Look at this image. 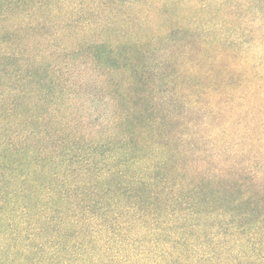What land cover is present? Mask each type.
<instances>
[{"label": "trees", "instance_id": "obj_1", "mask_svg": "<svg viewBox=\"0 0 264 264\" xmlns=\"http://www.w3.org/2000/svg\"><path fill=\"white\" fill-rule=\"evenodd\" d=\"M203 4L195 0L193 14L178 13L173 26L138 35V51L130 47L125 57L128 84L108 81L113 89L106 98L115 109L109 117L104 112L95 134L90 128L80 132L66 116L50 111L52 126L46 124L40 139L54 145L44 140L37 146L39 136L29 127L41 118L36 101L26 112L18 100L9 111L0 110V264H264V150L250 154V135L243 147L207 145L205 138L223 133L211 104L203 119L193 121L188 116L209 105L203 99L175 112L176 102H159L162 97L147 89L154 77L150 63L158 56L162 68L178 64L192 74L167 73L164 79H182L179 89L192 96L190 87L198 84L186 87L187 81L213 71L210 42L223 62L245 58L246 51L251 57L254 44L246 47L247 40H263L248 30L237 33L229 18L234 33L211 31L217 35L212 41ZM251 5L264 13V0ZM79 43L86 68L93 48L119 50L105 39ZM99 62L101 70L120 65L103 55ZM35 79L38 89L40 78ZM52 83L60 92L75 86L73 78L58 76ZM245 97L241 91L233 106L247 110ZM188 123L193 125L182 128ZM24 155L25 164L19 159ZM259 156L261 161L254 160Z\"/></svg>", "mask_w": 264, "mask_h": 264}, {"label": "rangeland", "instance_id": "obj_2", "mask_svg": "<svg viewBox=\"0 0 264 264\" xmlns=\"http://www.w3.org/2000/svg\"><path fill=\"white\" fill-rule=\"evenodd\" d=\"M138 1L141 2L139 6ZM201 1H206L202 13L206 16L203 20L206 22L205 28H209L210 33L214 30L234 33L226 23L230 18L237 24V33L248 30L253 32L255 38L263 36V40L256 41V44L254 40H247L246 47L254 44L251 57L246 51L245 58L223 62H219L220 54L214 49L215 44L210 42L207 56H215L213 71L193 76L189 83L187 81L186 87H190L192 82L198 84L190 87L192 96L179 89L182 79H176L173 83L164 80L167 73L185 72L187 78L192 74L178 64L162 68V59L158 56L150 63L154 77L147 89L156 98L162 97L159 102H176V106L173 105L175 112L179 111L178 108L188 110L185 102L203 99L209 105L198 113L192 112L188 118L193 121L203 119L210 111L211 104L212 111L219 113L215 122L223 130V133L216 131L213 138H205L204 142L217 148L225 142L240 143L243 147L249 142L243 139L244 136L250 135L254 138V148L250 152L253 155L258 150H264V13L260 15L254 10L251 5L253 0ZM192 2L195 0H0V110H8L14 100H18L24 101L21 108L26 112L27 104L36 101L35 111L41 118L29 127L36 130L39 136L35 141L37 146L44 145L45 139L41 140L40 136L46 124L47 127L52 126L47 122L50 111H55L58 116H66L80 132L90 128L95 134L104 123V112L109 117L111 110L115 109L112 101L106 98L113 89L108 81L120 82L121 88L128 84L131 66L126 64L125 57L130 47L138 51V35L142 38L157 26H173V18L178 13L193 14L196 6H192ZM20 4L23 5L20 7ZM214 22L221 23V26L214 25ZM209 36L212 41L217 38L214 33ZM99 39L111 42L112 47L119 46V52L111 53L110 47L97 46L93 48L94 59L92 62L89 60L86 68L85 57L77 53L78 45L82 44L79 42ZM135 41L137 44L131 46V42ZM10 51L14 52L13 56L8 55ZM102 55L110 63L116 60L120 65L101 70L98 64ZM156 60H160V63H156ZM192 60L197 61L195 58ZM134 62L138 63V54ZM226 63L231 66L230 70ZM56 76L61 81L73 78L74 88H65L60 92L61 87H54L52 83ZM104 77L107 82L103 81ZM35 78H40L38 89L34 84ZM241 91L246 94L247 110L233 106ZM93 97L95 103L90 100ZM229 106H233V109H229ZM188 124L182 128L193 125ZM21 127L24 125L21 124ZM10 128L12 132L15 130L13 126ZM45 141V146L54 145L52 140ZM19 159L23 164L27 161L25 155ZM261 159L260 156L254 158L258 161ZM258 164L253 166L258 168Z\"/></svg>", "mask_w": 264, "mask_h": 264}]
</instances>
